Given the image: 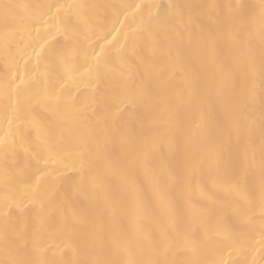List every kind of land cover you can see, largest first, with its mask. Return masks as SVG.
<instances>
[{
    "label": "bare ground",
    "instance_id": "obj_1",
    "mask_svg": "<svg viewBox=\"0 0 264 264\" xmlns=\"http://www.w3.org/2000/svg\"><path fill=\"white\" fill-rule=\"evenodd\" d=\"M262 181L264 0H0V261L264 264Z\"/></svg>",
    "mask_w": 264,
    "mask_h": 264
},
{
    "label": "snow or ice",
    "instance_id": "obj_2",
    "mask_svg": "<svg viewBox=\"0 0 264 264\" xmlns=\"http://www.w3.org/2000/svg\"><path fill=\"white\" fill-rule=\"evenodd\" d=\"M3 19L5 24H7L10 20V18L12 17V13H11V6L4 4L3 6ZM177 8H179L180 6H176ZM237 188H239V182L237 181L236 185ZM261 195L262 197H264V181H262L261 184ZM172 227H175V225H171ZM0 264H24V262L21 261H15V260H10V261H0ZM97 264H99V262H97ZM104 264H112V262H104ZM147 264H155V262H147Z\"/></svg>",
    "mask_w": 264,
    "mask_h": 264
}]
</instances>
